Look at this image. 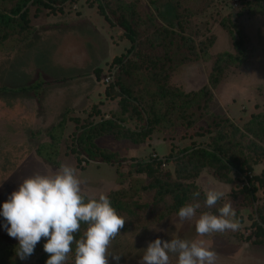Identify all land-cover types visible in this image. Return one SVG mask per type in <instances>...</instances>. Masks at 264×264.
Returning a JSON list of instances; mask_svg holds the SVG:
<instances>
[{
    "label": "rangeland",
    "instance_id": "rangeland-1",
    "mask_svg": "<svg viewBox=\"0 0 264 264\" xmlns=\"http://www.w3.org/2000/svg\"><path fill=\"white\" fill-rule=\"evenodd\" d=\"M107 1L114 7L134 4L143 19L153 13L149 0ZM181 1L183 13H194L187 20L196 44L214 35L211 56L235 52L232 37L223 25L225 21L232 22L245 37L251 52L249 61L244 67L226 70L220 84L212 88L213 97L208 103L190 107L187 115L191 124L187 120L181 123L174 114L166 115L163 125L171 120L176 123L153 133L140 146L112 136L101 138V146L122 158L121 164L114 165L93 161L84 164L82 155L74 150V140L84 124L119 112L118 91L105 80L119 65L118 59L127 57L132 71L130 85L142 98L141 104L163 116L167 114V101L159 97V88L170 85L190 93L210 86L213 58L206 60L200 55L177 68L168 82L160 83L154 75L163 74L161 63L154 68L153 55L140 42L130 51L133 42L106 19L96 0H72L57 12L32 8L31 27L0 45V207L23 179L66 163L77 169L82 188L89 195L119 191L118 197L129 209L118 212L126 221L108 249L109 253L121 255L119 264H139L148 242L173 237L205 240V245L218 254L217 264H264V243L255 225V210L264 205V188L258 190L250 204L239 193L247 182L246 174L231 172L233 181L225 182L215 176L213 167H207L198 178L184 180L195 184L192 192L201 191L197 216L204 211L218 214L217 208L230 202L240 223L237 231L197 237L195 221L180 220L178 212L168 213L170 196L160 200L156 189H145L152 177L137 173L132 165L136 161L148 162L154 155L166 159L186 147L210 142L220 129L216 122L222 119H229L243 131L252 115L264 110V14L247 0H209V7L203 11L199 0ZM126 125L140 126L136 121ZM204 131L206 135H198ZM237 154L241 159L248 155L241 149ZM174 170L175 165L169 162L162 164L158 173L174 174ZM263 170L261 160L249 174L260 175ZM210 186L222 189L225 197L215 208L208 209L203 204L202 190ZM4 224L0 216V241L4 246L17 243ZM40 255L19 258L16 264H42ZM73 259L70 253L66 264H73ZM109 264H115L111 257ZM170 264H176V257H171Z\"/></svg>",
    "mask_w": 264,
    "mask_h": 264
},
{
    "label": "trees",
    "instance_id": "trees-1",
    "mask_svg": "<svg viewBox=\"0 0 264 264\" xmlns=\"http://www.w3.org/2000/svg\"><path fill=\"white\" fill-rule=\"evenodd\" d=\"M69 1L72 0H0V45L31 27L34 6L39 10L57 12L63 10L64 5ZM199 1L201 11L210 5L209 0ZM96 2L106 19L121 28L127 38L133 42L130 51L140 42L153 55L154 68H158V63H161L163 74L155 72L154 75L159 82L163 80L168 82L177 68L198 59L200 55L206 60L213 58L209 74L210 86L190 93L170 85H162L159 88L157 92L159 97L167 101V114L163 113V116L153 107L141 104L142 98L134 93L130 85L129 78L132 71L127 63V57L116 58L120 62L111 71L114 72V80L110 84L117 89L121 98L119 112L110 118L104 117L98 122L84 124L74 140V150L82 155V161L114 165L121 164L122 158L101 146L99 143L101 138L112 136L116 140H126L140 146L153 133L164 131L165 128L176 123L171 120L169 124L163 125L166 115L174 114L176 120L181 123L187 120L191 124L187 115L190 107L194 104L201 106L205 101L208 103L213 97L212 88L220 84L226 70L230 67L240 68L247 65L251 52L245 37L240 35L235 24L225 21L223 25L232 37L235 52L224 51L211 56L209 48L214 45L215 36L200 40L199 44H196L187 20L194 13L191 11L188 12L190 15L183 13L181 0H149L153 6V13H150L146 19L135 10L134 4L127 3L114 7L107 0H96ZM247 2L256 11L264 14V0H247ZM188 31L190 34H187ZM129 121H136L140 126L131 128L126 125ZM216 125L220 129L212 136L210 142L186 147L166 157V163L172 162L175 165L174 174L170 171L159 174L158 169H161L162 161L156 158L148 162L136 161L132 164L137 173H147L152 177L153 181L145 186V189H156L160 200L170 196L172 202L167 204L168 213L178 212L181 206L192 199V188L195 184L186 183L184 180L198 178L207 167H213L215 176L225 182L233 181L231 172L238 175L246 174L244 178L247 182L239 193H242L250 204L253 203L258 190L264 188V170L260 175L249 174L253 171L254 165L264 160V110L253 114L243 131L229 119L217 121ZM207 132L211 133L209 130ZM207 132H199L198 135H206ZM244 139H247L246 144ZM239 149L248 155L241 159L237 154ZM119 193L113 191L108 194L112 206L117 213L128 211L126 204L118 197ZM255 212L257 214L255 225L260 233V242L264 243V205L257 207ZM85 228L86 225L82 224L81 232L76 234L77 239ZM45 242L46 240L42 238L33 253V255L41 254L39 259L42 264L48 259V254L43 249ZM17 246L18 242L4 246L0 241V264H16L19 260L16 255Z\"/></svg>",
    "mask_w": 264,
    "mask_h": 264
},
{
    "label": "clouds",
    "instance_id": "clouds-1",
    "mask_svg": "<svg viewBox=\"0 0 264 264\" xmlns=\"http://www.w3.org/2000/svg\"><path fill=\"white\" fill-rule=\"evenodd\" d=\"M203 204L215 208L225 197L219 187H205ZM192 203H186L177 213L180 220L195 221L197 237L237 231L240 223L230 202L217 208L218 214L201 208V191L192 192ZM8 235L18 240L16 255L26 260L34 253L42 238L48 254L45 264H66L74 254L73 264H109V257L119 264L121 255L109 253L112 241L121 233L125 219L112 206L109 196L100 192L89 195L82 188L77 169L61 163L55 170L37 172L23 179L0 207ZM86 225L82 235L81 225ZM74 246V248H73ZM139 264H217L218 254L199 238L170 240L156 238L148 242Z\"/></svg>",
    "mask_w": 264,
    "mask_h": 264
},
{
    "label": "built area",
    "instance_id": "built-area-1",
    "mask_svg": "<svg viewBox=\"0 0 264 264\" xmlns=\"http://www.w3.org/2000/svg\"><path fill=\"white\" fill-rule=\"evenodd\" d=\"M105 80L107 81L108 84L112 83V81L114 80V72H110V74L108 76H106ZM154 157L160 161H162L163 165H166V159L163 158H158L157 156L154 155ZM83 163L85 164L86 161H83Z\"/></svg>",
    "mask_w": 264,
    "mask_h": 264
}]
</instances>
